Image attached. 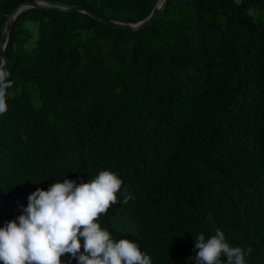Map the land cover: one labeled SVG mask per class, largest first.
I'll return each instance as SVG.
<instances>
[{"label": "trees", "instance_id": "1", "mask_svg": "<svg viewBox=\"0 0 264 264\" xmlns=\"http://www.w3.org/2000/svg\"><path fill=\"white\" fill-rule=\"evenodd\" d=\"M25 1L0 0V38ZM42 1L135 23L156 0ZM5 53L0 227L37 188L111 170L133 198L98 222L151 264H196L195 236L217 229L264 264V0H164L137 30L26 8Z\"/></svg>", "mask_w": 264, "mask_h": 264}, {"label": "clouds", "instance_id": "2", "mask_svg": "<svg viewBox=\"0 0 264 264\" xmlns=\"http://www.w3.org/2000/svg\"><path fill=\"white\" fill-rule=\"evenodd\" d=\"M6 60H0V115L8 110ZM123 180L111 170L79 182L66 178L56 180L45 190L37 188L28 197L22 214L0 227V264H151V257L139 244L127 238L114 240L109 230L98 222L108 209L133 197L122 191ZM196 264H246L245 251L232 247L225 233L217 229L206 240L195 236ZM252 249H247L251 254ZM68 256L67 260L62 257ZM193 256L189 258L190 264Z\"/></svg>", "mask_w": 264, "mask_h": 264}, {"label": "water", "instance_id": "3", "mask_svg": "<svg viewBox=\"0 0 264 264\" xmlns=\"http://www.w3.org/2000/svg\"><path fill=\"white\" fill-rule=\"evenodd\" d=\"M163 1L164 0H156L151 12L145 18H143L142 20L135 22V23L114 21V20H111V19L97 13L96 11L86 9L82 6H62V5H58V4H51V3H48V2H45L42 0L25 1V2L21 3L16 9H14L12 11V13L9 14V16L5 22L3 31L1 33V38H0V60H6L7 61L6 67L8 66L9 59L5 53V47H6L7 39H8L10 30L12 27V23H13L15 17L17 16V14L19 12H21L22 10H24L26 8L47 7V8L62 10V11H81V12H84V13L91 15L92 17L100 20L101 22H103L109 26L123 28V29L137 30V29L148 26L149 24H151L154 21V19L160 14V12L162 10Z\"/></svg>", "mask_w": 264, "mask_h": 264}]
</instances>
